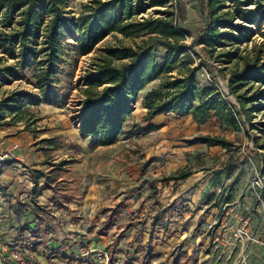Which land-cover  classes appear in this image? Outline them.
<instances>
[{"label": "rangeland", "instance_id": "374dc122", "mask_svg": "<svg viewBox=\"0 0 264 264\" xmlns=\"http://www.w3.org/2000/svg\"><path fill=\"white\" fill-rule=\"evenodd\" d=\"M88 2L69 0L68 10L78 16ZM183 2L187 15L182 26L194 33L204 25L205 17L197 0ZM144 39L148 36L127 37L113 33L99 43L95 51L80 55L72 46L75 41L69 38L65 45L66 64L60 76L62 97L59 104L42 102L33 107L39 118L36 124L28 129H24L23 124L8 127L5 134L28 131L32 138L30 142L34 138L38 149L45 148L41 149L47 160L43 170L53 163L59 165L53 176L64 179L56 181V187L77 201L79 215H74L75 218L78 221L84 219L93 232L100 231L103 224L100 219L109 214L104 210H115L117 229L111 231L115 234L112 240L124 233L126 240L121 241L124 249L127 238L136 234L142 219H146V226L140 241L146 247L152 216L161 213L168 221L169 230L158 233L157 254L149 256L144 264H264V201L259 198L261 187L257 184L263 180L261 170L264 167V87L258 92L251 91L250 94L255 96L248 105L251 116L240 117V131L221 128L216 118L204 126L196 124L191 116L177 118L173 114H162L150 122L145 121L144 91L134 104L125 133L116 143L99 145L96 140L80 135L79 103L82 97L79 87L93 59L106 46L134 45ZM252 39L240 48L243 50L247 46L251 50L255 44L259 46L264 41L260 34H255ZM192 41L193 37L186 40L183 58L191 55L196 66L203 58L193 54ZM155 48L157 60L161 62L166 49L160 45ZM195 50L200 52L199 47ZM4 64L12 66L14 61L4 60ZM232 66L209 59L197 70V80L201 85L218 84L228 88ZM219 67L225 68V73L220 72ZM181 69L179 61L172 74L177 75ZM28 77L32 78V74L28 73ZM6 80L0 89V99L15 91L29 99L40 97L39 90L26 79L7 75ZM158 83L159 80L152 82L146 90ZM227 100L239 106L234 95L230 94ZM151 124L155 126L152 130L141 131ZM206 134L226 138L233 143L232 149L191 143L192 139ZM54 137L57 143L62 142L65 146L48 149V145L41 142ZM184 167L194 170L189 179H166ZM189 180H194L191 191L195 189L196 192L191 203L179 196L182 184ZM152 186L158 189L157 194H153ZM228 195H232L231 201L222 202ZM86 232L76 228L69 240L82 245L83 239L78 236ZM107 248L114 247L110 243ZM98 252L106 255L103 251ZM141 256L142 253L138 258Z\"/></svg>", "mask_w": 264, "mask_h": 264}, {"label": "trees", "instance_id": "16d2710c", "mask_svg": "<svg viewBox=\"0 0 264 264\" xmlns=\"http://www.w3.org/2000/svg\"><path fill=\"white\" fill-rule=\"evenodd\" d=\"M205 17V23L194 33L182 26L187 10L183 0H89L78 16L68 10L69 0H0V89L6 76L24 78L35 85L40 97L29 99L15 91L0 99V126L23 124L30 128L39 120L33 107L42 102L58 105L62 97L60 76L66 64L65 45L69 38L80 55L96 50L99 43L113 33L127 37L148 36L134 45H109L101 49L83 76L79 87L80 135L92 138L99 145H112L125 133V127L134 110V104L146 91L143 105L145 121L158 115L173 114L177 118L191 116L198 125L216 118L221 128L241 130L242 115L250 118L248 105L255 96L251 91L264 87V41L248 50L242 45L252 41L255 34L264 37V0H197ZM193 37V54L203 58L194 66L191 55L186 54V40ZM155 45L166 49L159 62ZM199 47L198 53L195 49ZM211 59L214 63H231L228 91L239 106L228 102L216 84L201 85L197 70ZM4 60H13L6 66ZM181 61L183 69L177 75L172 72ZM225 68L219 71L225 73ZM32 74V78L28 77ZM159 80L158 85L146 90ZM154 128L150 125L141 131ZM56 138L43 139L48 149H59L64 143ZM191 143L222 146L231 150L233 143L216 135H200ZM45 149V148H44ZM194 173L189 167L180 168L167 180L184 181ZM35 195L52 189V199L58 208H66L59 202L57 188L53 186L57 176L36 172ZM264 178V167L261 170ZM44 177L42 186L38 181ZM153 194L158 193L152 186ZM264 200V185L260 188ZM61 198V197H60ZM69 201V197L63 199ZM232 195L222 198L228 203ZM103 220L101 230L114 226L115 210ZM36 212V207H35ZM38 217V216H37ZM48 220V219H47ZM39 221L45 225L39 217ZM140 228L134 241L141 242L146 219L139 221ZM168 221L163 215L152 216L149 240L141 249L139 264L152 255L157 235L167 232ZM119 234L113 246H117Z\"/></svg>", "mask_w": 264, "mask_h": 264}, {"label": "crops", "instance_id": "0c3cea01", "mask_svg": "<svg viewBox=\"0 0 264 264\" xmlns=\"http://www.w3.org/2000/svg\"><path fill=\"white\" fill-rule=\"evenodd\" d=\"M15 126H0V153L7 155L6 162L0 169V247L23 242L27 245L34 264H139L137 260L138 255L141 254L140 250L146 247L142 246L141 242L132 240L138 230L131 238H127L126 249L121 246V241L126 240L124 233L121 234L122 238L118 245L114 247L113 244L119 235L114 241L112 240L115 234H111V231L117 229L116 217L111 229L104 231L100 228V231L93 232L84 219L78 221L75 218L74 215H79L77 201L69 195L62 194L55 183L53 186L57 188L58 200L66 208H58L54 205L52 199L55 194L52 189H45L38 196L35 195L36 172L39 171L46 176L54 175L59 165L53 163L49 169L43 170L42 167L47 163L45 154L41 150L44 148L38 149L34 144V138L30 142L32 138L28 136V131L5 134L8 127ZM56 176L57 181H63L64 178ZM193 181L189 180L182 184V192L179 194L183 199L189 200V203L196 194L195 189L191 191ZM43 182L44 177H41L37 190ZM64 196L69 197V201L63 199ZM39 217L46 221L45 225L39 221ZM104 219L105 217L100 220ZM76 228L87 231L83 236H78L79 239H83L82 245H78L76 240L75 243L69 240ZM110 243L114 248H107ZM83 245L86 248H83ZM155 249L152 255L157 254ZM98 251L107 252V255Z\"/></svg>", "mask_w": 264, "mask_h": 264}, {"label": "built area", "instance_id": "2783aa9c", "mask_svg": "<svg viewBox=\"0 0 264 264\" xmlns=\"http://www.w3.org/2000/svg\"><path fill=\"white\" fill-rule=\"evenodd\" d=\"M216 85L219 90L223 92L226 100L230 98L228 88H221L218 84ZM230 103L234 104L232 101ZM6 156V154L0 153V169L6 162ZM257 184L262 188L264 185V178L263 180L260 179V181H257ZM259 198L262 202L264 201L260 194ZM105 254L107 255V252H105ZM0 264H34V262L30 258L27 245L23 242H15L13 246L2 245L0 247Z\"/></svg>", "mask_w": 264, "mask_h": 264}]
</instances>
